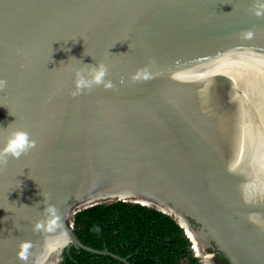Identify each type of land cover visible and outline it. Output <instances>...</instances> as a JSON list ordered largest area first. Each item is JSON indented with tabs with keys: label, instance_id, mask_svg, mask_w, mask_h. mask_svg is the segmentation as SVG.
I'll list each match as a JSON object with an SVG mask.
<instances>
[{
	"label": "water",
	"instance_id": "obj_1",
	"mask_svg": "<svg viewBox=\"0 0 264 264\" xmlns=\"http://www.w3.org/2000/svg\"><path fill=\"white\" fill-rule=\"evenodd\" d=\"M101 62L113 86L73 96ZM0 78V147L36 141L0 163V264H129L73 229L112 200L173 216L203 264H264V0H0Z\"/></svg>",
	"mask_w": 264,
	"mask_h": 264
},
{
	"label": "trees",
	"instance_id": "obj_2",
	"mask_svg": "<svg viewBox=\"0 0 264 264\" xmlns=\"http://www.w3.org/2000/svg\"><path fill=\"white\" fill-rule=\"evenodd\" d=\"M73 229L84 245L127 258L129 264H202L185 229L155 206L106 201L77 212ZM61 264L127 263L74 246Z\"/></svg>",
	"mask_w": 264,
	"mask_h": 264
},
{
	"label": "clouds",
	"instance_id": "obj_3",
	"mask_svg": "<svg viewBox=\"0 0 264 264\" xmlns=\"http://www.w3.org/2000/svg\"><path fill=\"white\" fill-rule=\"evenodd\" d=\"M257 14L259 15L260 13L257 12ZM248 35H251V33H248ZM87 65L90 67L75 69L73 96L79 95L86 89H90L93 85H103L105 88H111L113 86L111 80L106 79L108 69L104 63ZM140 72L141 70H137V73H134L132 78H140ZM6 84L7 81L0 78V89L4 88ZM35 144L36 141L30 137L27 131L19 128L11 130L3 146L0 147V163H3L8 157L20 158L27 151L34 148ZM186 235L188 237V233Z\"/></svg>",
	"mask_w": 264,
	"mask_h": 264
},
{
	"label": "flooded vegetation",
	"instance_id": "obj_4",
	"mask_svg": "<svg viewBox=\"0 0 264 264\" xmlns=\"http://www.w3.org/2000/svg\"><path fill=\"white\" fill-rule=\"evenodd\" d=\"M195 248V247H194ZM193 250V249H192ZM196 250V249H195ZM194 251V250H193ZM195 252V251H194ZM197 250L195 252V256L197 257ZM203 264V263H202ZM213 264H229L227 260L223 259V258H218L215 256L214 258V263Z\"/></svg>",
	"mask_w": 264,
	"mask_h": 264
},
{
	"label": "bare ground",
	"instance_id": "obj_5",
	"mask_svg": "<svg viewBox=\"0 0 264 264\" xmlns=\"http://www.w3.org/2000/svg\"><path fill=\"white\" fill-rule=\"evenodd\" d=\"M188 234H190V236H191V239L193 240V242H195V241H194L193 234L190 232V230L188 231ZM195 248H197V246H195Z\"/></svg>",
	"mask_w": 264,
	"mask_h": 264
},
{
	"label": "rangeland",
	"instance_id": "obj_6",
	"mask_svg": "<svg viewBox=\"0 0 264 264\" xmlns=\"http://www.w3.org/2000/svg\"><path fill=\"white\" fill-rule=\"evenodd\" d=\"M196 250H197V254L200 255V250L198 248H196Z\"/></svg>",
	"mask_w": 264,
	"mask_h": 264
}]
</instances>
